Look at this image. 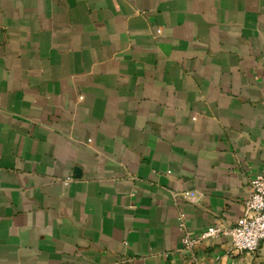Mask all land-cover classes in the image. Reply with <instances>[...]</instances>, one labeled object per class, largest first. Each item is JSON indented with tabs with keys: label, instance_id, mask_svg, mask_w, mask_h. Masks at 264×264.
Wrapping results in <instances>:
<instances>
[{
	"label": "crops",
	"instance_id": "crops-1",
	"mask_svg": "<svg viewBox=\"0 0 264 264\" xmlns=\"http://www.w3.org/2000/svg\"><path fill=\"white\" fill-rule=\"evenodd\" d=\"M263 163L264 0H0V264H264Z\"/></svg>",
	"mask_w": 264,
	"mask_h": 264
},
{
	"label": "built area",
	"instance_id": "built-area-1",
	"mask_svg": "<svg viewBox=\"0 0 264 264\" xmlns=\"http://www.w3.org/2000/svg\"><path fill=\"white\" fill-rule=\"evenodd\" d=\"M185 198L194 200L193 191L186 192ZM243 216L232 226H207L199 235L192 236L185 226L184 214H179V229L185 248L193 249L207 238L221 236L229 238L232 250L255 252L264 241V163L260 172L250 180V193L244 204Z\"/></svg>",
	"mask_w": 264,
	"mask_h": 264
}]
</instances>
